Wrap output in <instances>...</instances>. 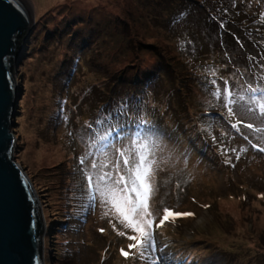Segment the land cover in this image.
<instances>
[{"label":"rangeland","instance_id":"374dc122","mask_svg":"<svg viewBox=\"0 0 264 264\" xmlns=\"http://www.w3.org/2000/svg\"><path fill=\"white\" fill-rule=\"evenodd\" d=\"M31 1L12 130L45 264H264V92L251 91L264 89V0ZM103 144L113 160L158 145L153 212L193 213L154 228L144 257L121 255L131 241L118 231L134 233L89 200L103 157L79 158Z\"/></svg>","mask_w":264,"mask_h":264},{"label":"water","instance_id":"95a60500","mask_svg":"<svg viewBox=\"0 0 264 264\" xmlns=\"http://www.w3.org/2000/svg\"><path fill=\"white\" fill-rule=\"evenodd\" d=\"M36 23L25 0H0V264H45L46 220L35 186L14 156L16 64Z\"/></svg>","mask_w":264,"mask_h":264},{"label":"snow or ice","instance_id":"6c2138e0","mask_svg":"<svg viewBox=\"0 0 264 264\" xmlns=\"http://www.w3.org/2000/svg\"><path fill=\"white\" fill-rule=\"evenodd\" d=\"M209 83L213 86L217 85V81L214 79ZM251 91L254 93L264 92V89L254 88ZM224 92L231 96L227 88L224 89ZM211 94L220 97L222 92L219 87H214ZM229 103H233V101H229ZM228 111L230 115L233 112L232 108H229ZM260 111L264 114V104L260 105ZM247 127L251 128L252 125L248 124ZM101 139L107 140V137ZM107 147V144H103L96 148L95 153L86 152L79 158L81 165H84L89 157H95L97 154L103 157L99 161L96 158L92 159L85 176L86 187L90 193L89 200L95 202L97 199L95 194H98L108 209L104 213L105 216H112L125 230L134 233L128 235L127 231H118V235L126 236L131 241L128 244V251L121 248V255L128 258L130 255L138 253L144 257L146 252L155 248L154 228L163 227L170 220L191 216L193 213L175 212L168 207L162 209V215L159 212H153L151 201L157 188L155 185V160L150 159V156H154V149L158 145L140 144L137 146L134 144L131 150L119 151L115 160L111 159L105 151ZM260 150L264 151V148ZM157 218L159 219L158 223L156 222ZM113 228L115 230V225Z\"/></svg>","mask_w":264,"mask_h":264},{"label":"trees","instance_id":"16d2710c","mask_svg":"<svg viewBox=\"0 0 264 264\" xmlns=\"http://www.w3.org/2000/svg\"><path fill=\"white\" fill-rule=\"evenodd\" d=\"M257 21H258V19H257ZM144 48H149V49H153V48H157V46H155V45H150V44H146V45H142ZM157 50V49H156ZM157 52L158 53H160L162 56L161 57H163V58H166L162 53H161V51H159V50H157ZM167 59V58H166ZM163 61V60H162ZM163 65H164V67H168L169 65H171L170 63H168V62H164L163 61ZM134 82V81H133ZM121 124H120V129H122L123 127H125V124L127 123H124V122H120ZM91 127V126H90Z\"/></svg>","mask_w":264,"mask_h":264},{"label":"bare ground","instance_id":"6f19581e","mask_svg":"<svg viewBox=\"0 0 264 264\" xmlns=\"http://www.w3.org/2000/svg\"><path fill=\"white\" fill-rule=\"evenodd\" d=\"M25 1H26L27 4L31 5V7H33V6H32V1H31V0H25Z\"/></svg>","mask_w":264,"mask_h":264}]
</instances>
